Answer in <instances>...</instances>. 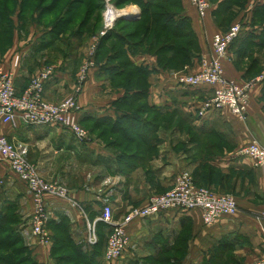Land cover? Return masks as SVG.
<instances>
[{
    "label": "crops",
    "instance_id": "1",
    "mask_svg": "<svg viewBox=\"0 0 264 264\" xmlns=\"http://www.w3.org/2000/svg\"><path fill=\"white\" fill-rule=\"evenodd\" d=\"M182 4L177 21L190 24L199 43V52L188 69L196 73L201 70V57L212 49L213 36L221 30L213 21L218 4L213 5L211 15L204 20L190 0H182ZM247 4L249 9L236 20L242 22V34L224 62L225 76L239 84L264 76V46H254L264 43V23L261 26L254 20L255 11L264 7V0H248ZM132 12L133 17L136 12L141 17V10ZM22 28L0 31V71L12 73L17 93L23 94L35 77L52 70L43 95L53 104L60 103L73 94L87 51L82 53L74 41L60 48L59 38L47 45L50 29L40 26L42 29L28 32ZM254 49L263 51L257 53ZM127 56L146 79V108L162 118L174 116L178 109L180 115L189 117L202 130L201 136L209 139L207 143H192L182 128L154 125L148 129L145 142L123 141L120 153L98 138L80 144L68 131L56 126L30 127L19 122L14 127L0 123V135L14 144L43 178L60 182L70 193L69 200L47 197L49 230L53 238L61 239L57 250L54 241L51 247L39 245L29 226L33 196L27 184L0 157V226L13 228L40 264H58L62 240H68L71 252L77 247L87 251L94 246L89 243V225L95 227L97 243L106 246L111 227L99 221L105 206L113 208L115 221L119 222L131 209L146 206L154 193L171 190L176 177L189 171L198 182L210 185L220 194L229 192L234 196L238 213L223 216L212 226L203 222L199 211L173 210L136 220L127 227L131 242L120 264H147L162 258L176 264H218L230 254L233 264H253L264 258V167L256 168L252 160L236 156L241 147L253 140L264 144V79L251 89L244 117L225 108L200 118L197 112L214 96V86L185 87L178 77L160 66L155 54L128 51ZM96 63L79 96L80 121L94 131L102 128L111 134L113 123L136 117L126 98H133L137 90L113 88L109 71L112 64L104 60ZM140 144L144 147L140 151L125 153ZM194 149L199 150L195 159L190 154ZM207 164L211 170L204 176L202 171ZM195 168L199 169L198 174ZM99 263L106 264L104 254Z\"/></svg>",
    "mask_w": 264,
    "mask_h": 264
},
{
    "label": "built area",
    "instance_id": "2",
    "mask_svg": "<svg viewBox=\"0 0 264 264\" xmlns=\"http://www.w3.org/2000/svg\"><path fill=\"white\" fill-rule=\"evenodd\" d=\"M191 3L202 19L208 17L212 11L207 0H191ZM119 17L115 22L119 21ZM112 28L113 26H108L110 31L102 33V38L106 37ZM242 31L240 25H235L225 33H216L212 39L210 53L203 56L200 61V72L178 77L181 84L190 89L207 86L216 88L214 96L206 101L197 112L200 118H204L209 112H219L225 108L237 116L244 117L247 113L251 89L255 83L264 79V76H260L252 82L239 84L225 76L224 62L229 57L231 46L240 38ZM92 55L94 56L95 52ZM94 58L91 57L83 66L79 79L80 84L87 80L90 69L95 65ZM51 75L52 70H46L32 80L23 94H18L14 75L1 70L0 123L14 127L19 122L30 127L56 126L68 131L80 144L89 142V134L81 127L77 118L81 107L76 100V95L57 104L45 101L44 85ZM236 156L252 160L256 168L264 167V144L253 140L241 147ZM0 157L7 161L13 172L27 184L33 196L34 210L29 221L32 235L39 245L51 247L53 239L48 226L50 214L47 197L69 200V191L57 183L45 182L37 167L31 164L19 149L2 135H0ZM173 210L199 211L203 222L207 226H212L223 216H235L239 208L234 196L217 194L209 189L198 187L190 172H182L176 178L171 190L165 194L151 196L146 206L132 209L119 222L115 221L113 208L104 207L99 221L111 227L104 253L106 264H120L130 247L131 239L127 227L132 222L156 217L163 212ZM89 229L91 232L89 243L95 245L98 242L95 227L89 225ZM253 264H264V258Z\"/></svg>",
    "mask_w": 264,
    "mask_h": 264
},
{
    "label": "rangeland",
    "instance_id": "3",
    "mask_svg": "<svg viewBox=\"0 0 264 264\" xmlns=\"http://www.w3.org/2000/svg\"><path fill=\"white\" fill-rule=\"evenodd\" d=\"M74 0H0V31L4 32H12L16 29H22L27 30L28 32L32 29H42L43 27L45 29L52 28L53 25L58 23L59 21H63L64 19H71L72 22L68 26L65 27L64 31L60 34L59 40L62 45L60 48L67 47L71 41L77 42L78 47L82 49V53L87 51V53L83 55V58L81 60L79 73H78V83L76 84V88L73 92V94L67 98H70L74 95H76V100L79 104V96L83 93L85 83L87 80L80 84V75H82V68L85 65L87 61L91 59V57L94 58V62L96 66V62L99 61H109V63L114 65H119L125 68V62L126 57L121 56L118 59H110L112 55H117L123 49L125 48L124 43L126 41L130 44V49L135 48L139 42H143L145 40V35L148 33H145V30L148 25H150L151 30L148 36L150 35L147 42L144 44L143 47L139 48V51L147 52L155 54L156 51L160 50L167 42H170L169 37L171 36V32L167 30H163L161 28V22H158L159 18H154V15H160L165 14V18H170L172 16H176L177 14L180 15L183 10V4L182 0L179 1V8L178 6L176 8H172L167 5H162V10H152L149 13V16L145 18L144 23H141L140 25H135V23H131V25H126L124 22H115L112 30L114 31V34H118L120 37L121 35L124 37L123 42L121 40H117L115 36H109V37H103L102 33L107 32L108 26L106 22L107 14L109 13L110 9H114L117 12H132L137 9H142L137 5V0H82L83 2L80 3V5H77L74 9L71 8L70 4ZM161 0H158L157 2L160 4ZM213 10V5L218 4L219 0H207ZM121 2H123L121 4ZM136 2V3H135ZM191 2V0H190ZM248 0H245V4H247ZM50 8V9H49ZM70 8V9H69ZM195 8V7H194ZM69 9V10H68ZM196 9V8H195ZM249 9L248 4L245 6L238 7L235 3H233V8L230 13H227L226 16H221L218 19H215L213 16L214 23L219 27L220 33H225L229 31L233 26L240 25L243 29L242 22H236V20L239 18V16H243V14ZM43 10V11H42ZM42 11V13H41ZM212 12V11H211ZM42 14V15H40ZM139 14V12H136V15ZM40 15V16H39ZM199 15V14H198ZM211 13L209 14V16ZM208 16V17H209ZM206 17V18H208ZM141 18V17H140ZM139 18V19H140ZM201 18V17H200ZM202 19V18H201ZM120 20V19H118ZM204 20V19H202ZM223 21V24L220 22ZM258 21L261 24V22H264V19H260V16L258 17ZM191 26V25H190ZM140 30L139 34L136 36H132L133 32H135L136 29ZM192 29V27H190ZM111 30V31H112ZM26 31V32H27ZM110 31V30H109ZM119 32V33H118ZM108 36V35H106ZM126 37V38H125ZM105 39V40H104ZM157 40L156 47L151 50L150 42L152 40ZM104 40V41H103ZM191 37L185 38L184 41H190ZM103 41V50L100 53L99 58H97L96 53L99 51V46L101 45V42ZM176 42H180V40L174 39ZM56 45H53L52 48H55ZM127 48V47H126ZM189 48V47H188ZM195 47H190V51L194 52ZM56 49V48H55ZM262 49H254L253 52L262 53ZM95 52V55L92 54ZM196 52V51H195ZM177 54V51L170 52L167 56L169 58L174 57ZM120 55V54H119ZM158 57V56H157ZM183 57H179L178 60H182ZM200 59V58H199ZM202 59V57H201ZM200 59V61H201ZM184 61V59L182 60ZM181 61V62H182ZM200 61L199 66H200ZM252 61V60H251ZM158 62L160 66L167 72L171 73L172 75H175L176 77H182L187 75H192L196 73L189 72L188 69L192 67V64H186L187 66H177L178 64L175 62L173 64L167 65L165 62H160L158 58ZM162 63V64H161ZM48 66V65H47ZM131 73H133L131 75ZM89 76V75H88ZM87 76V79H88ZM132 78V82H129V79ZM112 79V85L115 89H121L131 91V90H137V89H143L146 88V79L144 76L139 77V75L135 74V71L133 68H128L125 75H119V77L115 78V76H111ZM32 80V79H31ZM32 82V81H31ZM30 86V84H29ZM28 86V87H29ZM77 90H80L79 92ZM66 98V99H67ZM45 99V98H44ZM64 99V100H66ZM63 100V101H64ZM47 103H51L48 100L45 99ZM61 101V102H63ZM144 102V101H143ZM52 104V103H51ZM142 102L135 103V106L132 107L133 111L140 116L141 120L144 124L150 125L151 127L156 126H163L164 128L173 129L177 128L178 125L180 128H182L183 134L185 137H189L191 142L193 140L201 143H207L209 140L207 137H202L199 132L194 130L192 128L191 120L188 119V122L183 121V116H172V117H159L158 115L152 113V112H144L141 113L140 106ZM80 105V104H79ZM130 109V108H129ZM80 112L77 113V118L79 121V124L81 127L89 134L90 139L98 138L102 139L104 143H107L110 147L114 146L118 152L121 153V143L123 141H126V136L120 133L111 132L109 134L104 129L100 128L96 131L92 130L91 128H88L84 126L80 121ZM184 128V130H183ZM193 138V139H192ZM136 141V140H135ZM137 143H140L139 140L136 141ZM119 146V147H116ZM125 146V145H124ZM139 148V150H138ZM143 144H140L135 149L132 147L131 149H126L125 153H135L143 149ZM203 149V148H202ZM206 153H211L210 149H204ZM199 153V150L194 149L190 152V154L193 156V159L197 158V154ZM212 155V154H210ZM210 156H208L209 158ZM205 165V164H204ZM203 165V166H204ZM204 171L202 170V173L204 176H207L211 170V167L207 164L204 166ZM195 173L198 174V168H195ZM189 172V171H187ZM191 173V172H190ZM193 176V173H191ZM179 176V175H178ZM177 176V177H178ZM176 177V178H177ZM43 178V177H42ZM45 182L49 184H59L64 188H67L65 185L61 184L60 182H51L43 178ZM194 183L196 186L209 189L213 191L214 193L220 194L221 192L217 191L216 189L212 188L210 185H204V183L198 182L195 175L193 176ZM68 190V189H67ZM69 191V190H68ZM168 191L162 192V193H154L152 196L155 195H161L165 194ZM219 192V193H218ZM225 194H230L229 192H226ZM231 195V194H230ZM139 208V207H136ZM134 209V208H133ZM132 210V209H131ZM130 210V211H131ZM129 213V212H128ZM128 215V214H127ZM51 233V232H50ZM4 238L8 236V233H5L2 235ZM52 236V234H51ZM2 237V238H3ZM3 238V239H4ZM53 239V236H52ZM53 244V243H52ZM105 247L102 248L103 251H105ZM11 251V250H10ZM104 254V253H103ZM72 255V254H71ZM72 256L76 257L78 260L80 259L77 257V254L74 253ZM27 257V254H21L20 256L15 258V261L18 262L22 260L23 258ZM233 257L232 255H228V257H224L222 260H219L218 264H233ZM147 264H176L173 263L166 258H162L160 261H147ZM87 261L85 259L80 260L79 264H86ZM25 264H29V261ZM179 264V263H178Z\"/></svg>",
    "mask_w": 264,
    "mask_h": 264
},
{
    "label": "trees",
    "instance_id": "4",
    "mask_svg": "<svg viewBox=\"0 0 264 264\" xmlns=\"http://www.w3.org/2000/svg\"><path fill=\"white\" fill-rule=\"evenodd\" d=\"M157 1L158 0H137L138 3H136V2L135 3L137 5H139V7L142 9L141 18L137 21L119 20L118 22L122 21L126 25H131V23L133 22V23H135V25H140L141 23H144L145 18L149 16V13L152 10H162V8H163L162 5L163 6L167 5V6H170L172 8H176L177 6L179 8V5H180L178 0H161L160 4ZM81 2H83V1L82 0H74L71 2L70 6L75 11L74 8L77 5H80ZM122 3L123 2H121V4ZM233 3H235L238 7H241V8H242V6L246 5L245 0H222L221 2L218 3L217 9L213 12L214 18L218 19L221 16H226L227 13H230L232 8H233ZM42 11H41V13H42ZM255 12H256V14H255L254 20H258V16H260V18L262 20L264 19V7L257 8V11H255ZM40 15H42V14H40ZM177 16H178V14L176 16H172V17L166 19L165 14H160V15L155 14L154 15V18H156V19L159 18L158 22H161V28L163 30H167V31L171 32L170 33L171 36L168 39V40H170V42H167L162 48H160V50L156 51L155 55L158 56L160 62L163 61L167 65H170V64H173L176 62L178 64L177 66H182V65L187 66L188 64L189 65L192 64L194 58L197 56V54L199 52V43H198V39H197L195 33L190 28L191 27L190 24H188L186 21L185 22L177 21ZM70 22H72L71 19H64L63 21H59L58 23L53 25L52 28H50V31L49 32L47 31V36H46L47 45L50 42L51 43L55 42L60 37V34L64 31L65 27L70 24ZM221 23L223 24V21L220 22V24ZM263 23L264 22H262L260 25L262 26ZM47 30H49V29H47ZM150 30H151V27H150V25H148L146 30H145V33L149 34ZM114 31L116 32V30H112L111 32H109V34H108V36H106V38L111 35V36H115V38H117V40L119 39L123 42L124 37L122 35L120 37L118 34H114ZM139 32H140V30L138 28L135 30V32H133L132 36L138 35ZM148 34L145 35V40L143 42H139V44H137V46H135V48H133V49H130L129 42L126 41L127 39L126 40L124 39L126 41V43H124L125 48L123 49V51H121L119 53L120 55L119 54L112 55L110 57V59H118L121 56H125L126 57V62L124 65L125 68H123L122 66L120 67L119 65L112 64L113 67L110 68V70H109L112 76H117L119 74L125 75L128 68H133L136 75L143 76V72L141 70L135 68L134 66H132L130 64V62H128L127 52L129 51L131 54L137 53L139 51V48L143 47L144 44L149 39L150 35L148 36ZM189 36L191 37V40L189 42L184 41V39L185 38L188 39ZM174 39L180 40V42H176V41H174ZM238 40L239 39H237L233 43L230 50L238 42ZM103 41L101 42V45L99 46L98 53H96L97 58H99L100 53L102 52V50L104 48L102 45ZM156 43H157V40H154V39L150 42L151 50H153V48L156 47ZM254 46L255 47L264 46V43L261 42L260 45L256 44ZM188 47L189 48L195 47L194 52L190 51V49ZM174 51H177V54L174 57L169 58L167 55L170 52H174ZM179 57H183L184 61H182L183 59L178 60ZM121 73H123V74H121ZM132 74L133 73H131V75ZM129 82L130 83L132 82V78L129 79ZM147 91H148V89L145 87L143 89H137V93L135 94V96L133 98L130 96H128L126 98L127 103L131 107H134L135 103L142 102V104L140 106L141 113L151 112L148 108H146V106L143 102L146 95H147ZM174 115L184 116V115H180V111L178 109L174 110ZM183 118H184L183 119L184 122H188L187 120L190 119L189 117H186V116H184ZM191 123H192V128L194 130L199 132L200 135H204V134L200 133V132H202V130L201 129L198 130L197 127L194 125L193 120H191ZM112 126L114 128L113 131L115 133H120V132H121V134L124 133L123 135L126 136V140L133 141V140L137 139V140H141L142 142L146 141V134L148 132V129H152V128H150L151 127L150 125L143 123V121L141 120L139 115H136L135 118H127L125 120H121L120 122L113 123ZM156 127H158V126H156ZM178 127L180 128L179 125H178ZM129 131H131V132L128 133ZM196 142L197 141H195V140L192 141V143H196ZM50 223L51 222H49V225H48L49 229H50ZM102 224H104L105 226L107 225L104 222H102ZM110 232H109V234H110ZM5 233H8V236L4 238L2 235ZM109 234L107 235L106 241L108 239ZM53 241L55 242L54 244H56L55 249L57 250L58 243L61 241V239L53 238ZM98 242H99V240H98ZM68 243L69 242L67 239L65 241L62 240L63 246L61 248L60 247L58 248L60 251V254L58 257V259H59L58 264H79L80 260H83V259H85L87 261L86 264H100L99 258L101 256L103 257V253H105V251H103V249H102L103 244H100V243L99 244L96 243L94 246L89 247V250H87V251H82L81 248L77 247L75 249V251H73V252H71L69 250V248H71V247ZM25 253L27 254V257L23 258L22 260H20L18 262L15 261L16 257L20 256L21 254H25ZM74 253H76L77 257L80 258L79 260L76 257L72 256ZM28 261H29V264H40L37 260L34 259L30 247L24 245V242L21 239V237L14 233L13 228H9V226H0V264H25ZM214 263L215 262H213V264Z\"/></svg>",
    "mask_w": 264,
    "mask_h": 264
},
{
    "label": "bare ground",
    "instance_id": "5",
    "mask_svg": "<svg viewBox=\"0 0 264 264\" xmlns=\"http://www.w3.org/2000/svg\"><path fill=\"white\" fill-rule=\"evenodd\" d=\"M127 12H117L113 8L109 10V13L107 14V24L109 27L114 26V22L118 16H121L123 14H126Z\"/></svg>",
    "mask_w": 264,
    "mask_h": 264
},
{
    "label": "water",
    "instance_id": "6",
    "mask_svg": "<svg viewBox=\"0 0 264 264\" xmlns=\"http://www.w3.org/2000/svg\"><path fill=\"white\" fill-rule=\"evenodd\" d=\"M140 18V14H137L133 17V12H127L126 14H123L119 17L120 20H126V21H137Z\"/></svg>",
    "mask_w": 264,
    "mask_h": 264
}]
</instances>
